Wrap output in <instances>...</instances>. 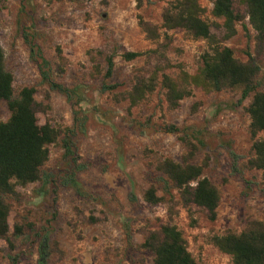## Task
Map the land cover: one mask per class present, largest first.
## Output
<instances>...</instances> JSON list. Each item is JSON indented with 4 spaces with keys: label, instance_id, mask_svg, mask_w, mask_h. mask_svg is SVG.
I'll list each match as a JSON object with an SVG mask.
<instances>
[{
    "label": "rangeland",
    "instance_id": "obj_1",
    "mask_svg": "<svg viewBox=\"0 0 264 264\" xmlns=\"http://www.w3.org/2000/svg\"><path fill=\"white\" fill-rule=\"evenodd\" d=\"M171 1L0 0V45L15 92L34 88L40 124L59 132L41 179L18 185L7 199L10 231L0 239V264H154L144 243L165 224L179 228L197 264H230L212 238L264 222V180L243 167L254 141L251 100L243 101L238 89L210 92L192 83L208 46L164 27ZM201 5L220 42L260 67L257 86L264 92V41L245 5L235 0L242 20L229 39L213 3ZM131 52L140 56L127 60ZM43 61L68 93L43 80ZM164 74L192 92L176 109L168 108ZM150 77H157L155 91L131 106L133 85ZM9 117L0 101V121ZM190 152V163L202 166L220 191L214 221L157 169L165 159L183 163ZM152 185L157 205L144 199Z\"/></svg>",
    "mask_w": 264,
    "mask_h": 264
},
{
    "label": "trees",
    "instance_id": "obj_2",
    "mask_svg": "<svg viewBox=\"0 0 264 264\" xmlns=\"http://www.w3.org/2000/svg\"><path fill=\"white\" fill-rule=\"evenodd\" d=\"M210 1L213 3V16L222 20L225 37L229 39L235 36L237 23L242 20V16L235 11V0ZM240 1L246 7L249 22L257 32L258 39L264 41V0ZM204 14L201 0H173L164 8L162 17L167 29H183L192 38L207 43L208 48L201 55L202 67L192 77L195 86L210 92L238 89L243 101L251 100L248 108L249 131L254 141L252 155L243 163V167L260 172L264 180V92L257 86L260 67L253 60H238L234 51L224 46L212 32L211 24ZM139 56V53L133 52L125 54L127 60ZM107 64L106 77L109 78L114 69L112 57H108ZM47 66L48 62L43 61V80L54 90L68 93L61 84L53 82L50 71L44 70ZM157 85V77L138 80L128 93L130 105L139 104L155 91ZM161 85L165 89V98L171 110L178 108L181 101L192 94L166 74L162 76ZM35 93L31 87L15 92L14 75L6 68L5 51L0 45V101L5 102L10 111L9 119L0 121V239L6 238L10 231V207L7 199L15 194L18 185L25 186L41 179L42 168L50 159L49 146L59 139V132L50 124H40V105ZM190 156L183 163L165 159L158 164L157 169L175 188L182 190V194L190 202L204 208L214 221L221 202L220 191L212 181L203 176L202 166L190 163L193 152H190ZM157 193L156 186H150L145 192V201L150 205H157L161 201ZM212 241L221 252L231 257L230 264H264L262 221L250 222L240 233L214 236ZM144 247L154 255V264H197L188 250L183 233L174 224L162 225L159 231L152 232Z\"/></svg>",
    "mask_w": 264,
    "mask_h": 264
}]
</instances>
